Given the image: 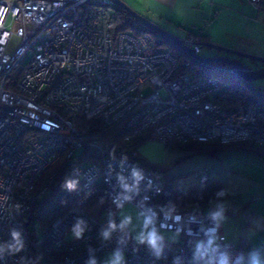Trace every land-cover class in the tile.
<instances>
[{
  "label": "built area",
  "instance_id": "1",
  "mask_svg": "<svg viewBox=\"0 0 264 264\" xmlns=\"http://www.w3.org/2000/svg\"><path fill=\"white\" fill-rule=\"evenodd\" d=\"M250 2L264 12V0ZM113 5L0 0V264H36L31 255L44 239L60 264H97L106 252L122 253L125 264H212L220 253H227L229 264L240 256L245 264L248 242H229L217 220L157 210L161 180L143 165L113 156L96 130H113L124 142L144 138L166 151L217 143L249 144L264 153V114L223 96L220 80L195 77L190 59L203 49L197 37L180 39L179 47L191 54L179 58L149 33L114 32ZM85 147L99 152L100 160H85ZM57 163L63 184L75 185L66 187L70 204L45 236L34 238L43 216L35 207L57 173L42 178ZM97 195L116 209L133 205L161 238L158 248L134 239L115 215L102 221L91 216L85 206ZM166 232L185 242L165 239ZM41 259L50 260L47 254Z\"/></svg>",
  "mask_w": 264,
  "mask_h": 264
},
{
  "label": "crops",
  "instance_id": "2",
  "mask_svg": "<svg viewBox=\"0 0 264 264\" xmlns=\"http://www.w3.org/2000/svg\"><path fill=\"white\" fill-rule=\"evenodd\" d=\"M120 1L179 40L194 35L202 42L264 54L260 51L264 43V12L255 8L250 0ZM146 144V148L143 145L138 149L139 154L152 165L167 167L164 176L174 178L175 190L211 184L225 189V199L194 206V210L210 217L217 205L222 204L223 217L217 220L222 234L231 243L248 242L245 264H249L253 252L259 253L264 264V159L253 151L227 148L216 157L193 155L171 166L182 153L167 152L154 141ZM203 173L208 177L204 183L200 180ZM102 199L105 204L95 201L87 208L91 216L102 221L115 215L137 241L148 235L143 215L133 205L116 209ZM36 236H41L40 231ZM117 253L121 257L119 264H125V256L120 252L100 254L97 264H114Z\"/></svg>",
  "mask_w": 264,
  "mask_h": 264
},
{
  "label": "trees",
  "instance_id": "3",
  "mask_svg": "<svg viewBox=\"0 0 264 264\" xmlns=\"http://www.w3.org/2000/svg\"><path fill=\"white\" fill-rule=\"evenodd\" d=\"M114 11V18L111 22V29L114 32H130L135 36H140L145 33L151 34L156 42L161 46H165L172 54L177 55L179 58H189L184 50H182L178 45L173 43L171 40L165 38L157 32H153L148 26L144 25L142 22L135 20L130 16L126 11L119 8L117 5L111 7ZM194 36V35H191ZM196 37V36H195ZM192 63V70L194 75L197 78L201 77H213L216 74L225 72V65L219 63H199L196 60L190 59ZM235 77V76H234ZM224 82V81H223ZM244 82L238 80L237 87L233 88L235 91V101H241L244 103H249L258 108L260 112L264 114V95L259 96L257 91L249 87L242 89ZM225 85V82L222 83ZM242 84V85H241ZM229 87H226L222 95H226V91ZM260 128L264 130V118L261 120ZM103 143H109L110 153L118 158H126L132 161H135L149 170L153 171L154 174L161 180L163 184V191L160 196H158L154 205L157 210L161 212H183V211H192L194 206L197 205H208L212 203L219 202L226 198V191L223 187L219 185H199L190 188H185L181 190L174 189V178L165 177L164 172L167 170V167H162L159 165H152L146 159H144L138 152V149L146 143L144 138H136L130 142H124L122 136H113V130H103L98 128L96 130ZM227 148H237L242 150L253 151L259 157L264 159V153L256 150L249 144H235V145H221L217 143H192L185 146H177L176 151L181 152L183 155L177 159L171 166L178 164L180 161L193 156L200 155L205 157H216L219 153ZM80 155L85 158V160H100L99 152L85 147L81 150ZM56 171V178L54 183L49 191V195L45 196L40 200L35 207V210L39 209L42 203L48 198L57 194L62 185H63V170L59 169V163L55 164L50 168L43 176L42 180L47 177V175ZM223 191L225 194L223 196H217V193ZM68 192L64 196L60 197L56 201L52 202L48 208L43 212V216L39 224L41 225V235L45 236L48 229L50 228L51 223L61 215H63L70 204L71 195L67 196ZM100 202L105 204V200L102 199L101 195H97L91 198L87 204L86 209L93 202ZM111 205V204H110ZM112 206V205H111ZM202 213V212H201ZM28 217H26L27 219ZM33 237H36V233L32 232ZM43 243V244H42ZM41 245L38 248V251L31 255V259L35 260L36 264H48V263H60L61 256L53 254L49 250V243L46 239L42 241ZM47 256L50 260H42L43 256Z\"/></svg>",
  "mask_w": 264,
  "mask_h": 264
},
{
  "label": "water",
  "instance_id": "4",
  "mask_svg": "<svg viewBox=\"0 0 264 264\" xmlns=\"http://www.w3.org/2000/svg\"><path fill=\"white\" fill-rule=\"evenodd\" d=\"M114 2L115 5H117L119 8L126 11L130 16H132L135 20L142 22L144 25L148 26L153 32H157L164 36L165 38L171 40L173 43H175L178 46H181V42L179 39L175 38L168 32L162 30L161 28L157 27L156 25L152 24L145 18L141 17L134 11H132L129 7H127L123 2L120 0H111ZM203 48H209L212 50L220 51L223 53H226L228 55L234 56L238 59H245L250 62H255L261 65H264V58L256 57L247 55L241 52H238L233 49L225 48L216 44H212L209 42H203L202 44ZM185 52L188 54H191L189 49H184ZM194 59L199 63H215V64H223L231 67L232 74L237 78L238 80L244 82V83H252L255 81L263 80L264 79V67L259 69H253L249 65L245 64L243 61L239 60H232V59H223V58H200V57H194Z\"/></svg>",
  "mask_w": 264,
  "mask_h": 264
},
{
  "label": "rangeland",
  "instance_id": "5",
  "mask_svg": "<svg viewBox=\"0 0 264 264\" xmlns=\"http://www.w3.org/2000/svg\"><path fill=\"white\" fill-rule=\"evenodd\" d=\"M261 46H262V48H260V51L264 52V43H261ZM164 48H165V46H164ZM236 51H238V50H236ZM238 52H241V53H244V54H247V55H251V56L264 58V54L261 55L259 53H248V52H244V51H238ZM199 57L200 58H223V59H232V60H235V61L239 60V61H243L245 64L249 65L254 70L255 69H259L262 66L261 64H258V63H255V62H250V61L245 60V59H241L240 60V59H238V58H236L234 56L228 55V54L220 52V51L212 50V49H209V48H203L201 54L199 55ZM225 70H226L225 72H222V73L214 75L213 78H216V79L220 80L222 83L225 82V85L223 84L225 86V88L229 87V89L226 91L227 93H226L225 96L228 99L233 100V99H235V91H234L233 88L237 87L238 79L235 78L234 75L232 74L230 66L225 65ZM241 87H242V89L245 88L243 85ZM247 87L257 91L259 96H263L264 95V79L263 80H259V81H255V82H252V83H247ZM143 145H144L143 148H146L147 144L144 143ZM163 150H165V149H163ZM168 151L175 152L176 150H167V152ZM64 194H66V185H65V183L62 185L60 191L57 194H55L52 197H48L42 203V205L40 206L39 210L44 212L52 202H54L57 199H59L60 197L64 196ZM48 195H49V193H48ZM67 196H69V193L67 194ZM148 230H149V233H150L151 231H150L149 228H148ZM164 238L167 239V240H173V239L174 240H179L181 243L185 242V240L183 238L175 237V236H172V235L170 236V235L165 234V233H164Z\"/></svg>",
  "mask_w": 264,
  "mask_h": 264
},
{
  "label": "clouds",
  "instance_id": "6",
  "mask_svg": "<svg viewBox=\"0 0 264 264\" xmlns=\"http://www.w3.org/2000/svg\"><path fill=\"white\" fill-rule=\"evenodd\" d=\"M66 187L71 190L75 187L74 183L73 182H67L66 183ZM225 193L223 191H220L217 193V196H223ZM223 212H224V207L222 204H218L217 205V208L215 211L211 212L210 213V217L213 219V220H219L223 217ZM148 222H146L147 224ZM112 227H115L114 225H112ZM81 232H82V229L80 228L79 224L76 226V229H75V235L77 237H79L81 235ZM12 237L14 240H19V233L16 232V231H13L11 233ZM105 237L108 236V232H105L104 233ZM141 242H144L145 240L147 241V243L152 246L154 249H157L158 248V241L161 239L160 237L157 236V234L155 233V231H152L150 233H148V235L146 237L142 236L141 238ZM211 243V241L209 242ZM201 247L200 245H198V248H197V251L198 253H200V255L202 256L203 253L201 252ZM19 250V249H17ZM121 257H120V254L117 253L116 254V260L114 261V264H119V261H120ZM242 261H243V257L240 256V257H237V260H236V264H242ZM94 264V262H93ZM212 264H229V257L227 255V253H220L219 254V258L217 260H215L214 262H212ZM249 264H262V261H261V258H260V255L258 252H253L250 254V257H249Z\"/></svg>",
  "mask_w": 264,
  "mask_h": 264
},
{
  "label": "flooded vegetation",
  "instance_id": "7",
  "mask_svg": "<svg viewBox=\"0 0 264 264\" xmlns=\"http://www.w3.org/2000/svg\"><path fill=\"white\" fill-rule=\"evenodd\" d=\"M262 67H264V65H262V66H261V68H262ZM243 84H244V85H243L244 87H246V86H247V83H243Z\"/></svg>",
  "mask_w": 264,
  "mask_h": 264
}]
</instances>
